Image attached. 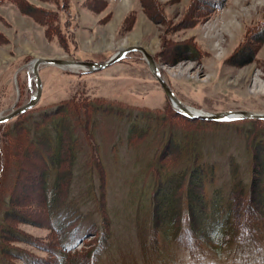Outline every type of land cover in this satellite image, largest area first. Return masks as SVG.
<instances>
[{
	"label": "rangeland",
	"instance_id": "374dc122",
	"mask_svg": "<svg viewBox=\"0 0 264 264\" xmlns=\"http://www.w3.org/2000/svg\"><path fill=\"white\" fill-rule=\"evenodd\" d=\"M129 45L148 49L185 105L264 113V0H0V115L34 92V58L103 62ZM38 73L42 89L32 109L0 123V264H69L71 258L90 264L91 252H98L95 264H242L212 253L197 260L161 238L163 251L144 253L150 207L145 184L155 164L182 152L197 154L212 168L207 193L228 192L235 172L245 183L254 177L259 185H252V205L259 208L264 141L257 139L264 121L188 122L173 112L136 50L94 71L44 64ZM108 104L122 115L103 108ZM136 114H142L144 136L129 123ZM59 117L63 137L54 148L59 126L53 121ZM46 157L58 166L52 200L46 198ZM193 181L188 187L202 192ZM178 205L182 209L184 202ZM54 212H62L61 229L51 223ZM106 224L110 232L104 233ZM74 229L82 237L63 254L61 242ZM253 257L252 264H264V241Z\"/></svg>",
	"mask_w": 264,
	"mask_h": 264
},
{
	"label": "trees",
	"instance_id": "16d2710c",
	"mask_svg": "<svg viewBox=\"0 0 264 264\" xmlns=\"http://www.w3.org/2000/svg\"><path fill=\"white\" fill-rule=\"evenodd\" d=\"M33 7L35 8L34 10L37 9L36 11H40L39 5ZM27 8L30 7L27 6ZM103 108L112 109L111 111H113L115 115H122V110L120 108H115L110 104ZM29 110L10 120H16L24 116ZM173 112L182 116L190 123L195 122L198 124H231L246 121L260 123L264 121L261 119L242 118L231 121L206 122V120L186 117L178 111ZM53 114L51 116L55 117ZM142 114H136L133 119L131 118V120H129V123L131 121V125L132 123H137V125H139L138 129H140V136L147 134V131L141 127L144 123L140 124L142 122L140 121ZM47 116L48 115H46V117ZM146 116L149 117L148 114L143 117L146 118ZM125 117L130 119V113ZM82 118H84V116H82ZM134 119L135 122L133 121ZM59 121L60 117L53 121L56 126H59V133H56L57 135L53 133L50 142L51 147L54 146V148L60 146L63 137L62 124L59 123ZM131 125H129V127ZM88 126L89 123L87 124V127ZM71 129L72 125L69 127V130ZM93 131L94 125L90 121V132L93 133ZM31 132L34 133L35 130H31ZM258 135L257 141L260 140L263 142L264 134L260 132ZM259 143L261 147H264V142ZM195 144L198 143L195 142ZM71 145L70 143L68 148L71 147ZM251 146L249 142V146L247 147L253 151V147L251 148ZM196 149L198 150L199 146L196 145ZM185 151L188 150L186 149ZM199 153L201 154V152ZM180 154L182 155H180L181 158H179V156L178 158H170L169 161H166L168 163L164 165L155 164L156 171L152 173L151 170L150 180L145 184V187L149 184V187H147V196L150 202L147 220L148 227L146 226V228L148 229L147 233L151 234V236L147 234L141 237L144 238L141 239L144 253L148 251L153 254H158L160 251H163L159 247V239L161 238L169 244L175 243L177 246H182L192 258L197 260H202L206 254L212 253L219 259H229L230 256H232L231 263H234V258L237 260V257L239 263L242 264H252V262L257 261L256 257L254 258L253 255L256 254L257 250H260L264 241V179L260 181L261 186L258 197L261 205L259 208L252 205V202H254L252 185L254 184L253 186L257 188L259 184L257 181L255 182L254 177H251V181L247 183H245V181L242 182L241 179L237 178L236 174L238 173L236 172L232 176L233 183L230 184L228 192L224 193L222 190L218 189L210 191V193L208 191V194L206 186H209L212 181L205 177H207L212 168L209 167L206 160L203 161L196 158L195 156L197 154H193L192 156H189L190 154L187 152H182ZM46 162L48 163L47 177L45 179L46 198L52 200L58 184V166L57 164L54 166L51 165L47 157ZM165 170H167V172H165ZM192 181H196L201 186L202 192L196 193L193 187H188L192 185ZM162 190L166 191L164 195H162ZM188 191L190 192L188 193ZM180 193L181 195L179 196ZM179 200L184 202L182 209H180L178 205ZM67 205L68 204L65 203L63 208L66 209ZM250 210L252 212L248 213ZM72 212L74 213V211ZM61 213L54 212L52 213L53 215L51 214L53 216L52 219L50 218L51 223L53 227L57 229H61L64 226L63 222L65 220L62 218ZM178 215H181V223L178 222V220H180L178 219ZM196 220L198 225H196ZM102 228L105 230L104 233L110 232L107 224L104 226L102 225ZM81 237L82 235L80 236L78 229L72 230L71 234L61 242L63 254L72 249ZM150 239H152V242L149 243ZM63 254H61L60 257L64 258ZM97 256L98 252H91L90 264H95V258H97ZM69 260V264H76L79 258H71Z\"/></svg>",
	"mask_w": 264,
	"mask_h": 264
},
{
	"label": "water",
	"instance_id": "95a60500",
	"mask_svg": "<svg viewBox=\"0 0 264 264\" xmlns=\"http://www.w3.org/2000/svg\"><path fill=\"white\" fill-rule=\"evenodd\" d=\"M139 51L142 53L147 67L154 76V78L158 81L161 86L168 102L170 105L178 112L183 114L186 117L192 119H201L206 121H231L242 118H251V119H263L264 113L260 112H252L249 110H225L218 112H205L202 110L195 109L191 106L185 105L172 91L168 83L161 76L159 72V67L153 57V55L147 51V49L141 45H129L118 51H116L113 55H111L107 60L103 62H95L88 60H76V59H66V58H54V57H37L34 58L30 62V80H33L35 83V90L30 95L29 99L22 105L16 107L12 111L0 115V123L7 122L8 120L18 116L19 114L27 111L32 108L37 100L40 97L42 83L38 73V70L41 65L49 64V65H57L61 67H72L77 66L83 69V71H94L101 68H104L114 62H117L121 58L125 56L129 51Z\"/></svg>",
	"mask_w": 264,
	"mask_h": 264
},
{
	"label": "bare ground",
	"instance_id": "6f19581e",
	"mask_svg": "<svg viewBox=\"0 0 264 264\" xmlns=\"http://www.w3.org/2000/svg\"><path fill=\"white\" fill-rule=\"evenodd\" d=\"M198 7V6H197ZM161 12H163V11H161ZM201 12V11H200ZM202 13V12H201ZM203 13H204V11H203ZM205 13H206V11H205ZM204 13V14H205ZM196 14V13H195ZM200 14V13H199ZM192 17V16H191ZM257 44V43H256ZM148 50V49H147ZM72 67H77V66H72ZM183 115V114H182ZM62 152V151H61ZM65 152V151H64ZM60 156V155H59ZM62 174V173H61Z\"/></svg>",
	"mask_w": 264,
	"mask_h": 264
},
{
	"label": "crops",
	"instance_id": "0c3cea01",
	"mask_svg": "<svg viewBox=\"0 0 264 264\" xmlns=\"http://www.w3.org/2000/svg\"><path fill=\"white\" fill-rule=\"evenodd\" d=\"M119 7V6H118Z\"/></svg>",
	"mask_w": 264,
	"mask_h": 264
}]
</instances>
